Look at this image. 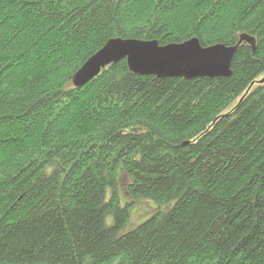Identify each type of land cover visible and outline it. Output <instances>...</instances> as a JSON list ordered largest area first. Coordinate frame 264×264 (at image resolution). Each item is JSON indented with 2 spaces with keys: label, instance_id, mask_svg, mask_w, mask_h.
Instances as JSON below:
<instances>
[{
  "label": "trees",
  "instance_id": "trees-1",
  "mask_svg": "<svg viewBox=\"0 0 264 264\" xmlns=\"http://www.w3.org/2000/svg\"><path fill=\"white\" fill-rule=\"evenodd\" d=\"M158 77L110 39L234 46ZM264 0H0V264H264Z\"/></svg>",
  "mask_w": 264,
  "mask_h": 264
},
{
  "label": "water",
  "instance_id": "water-1",
  "mask_svg": "<svg viewBox=\"0 0 264 264\" xmlns=\"http://www.w3.org/2000/svg\"><path fill=\"white\" fill-rule=\"evenodd\" d=\"M256 39L241 34L234 46L216 44L205 49L199 46L197 37L181 43L160 45L157 40L116 38L87 60L73 77L75 86H83L102 69L126 59L133 73L158 77L228 76L231 64L241 43L255 47ZM264 83V77L257 81Z\"/></svg>",
  "mask_w": 264,
  "mask_h": 264
},
{
  "label": "bare ground",
  "instance_id": "bare-ground-1",
  "mask_svg": "<svg viewBox=\"0 0 264 264\" xmlns=\"http://www.w3.org/2000/svg\"><path fill=\"white\" fill-rule=\"evenodd\" d=\"M191 39H192V38H191ZM110 40H112V39H110ZM197 40H198V39H197ZM151 41H152V40H151ZM238 41H239V40H238ZM198 42H199V46H200L202 49H205V48H206V46H203V45L200 43L199 40H198ZM106 44H107V43H106ZM106 44H105V45H106ZM241 44H242V43H241ZM105 45H104L103 47H105ZM225 46H226V45H225ZM103 47H102L100 50H102ZM100 50H99V51H100ZM99 51H98V52H99ZM98 52H96V53H98ZM96 53H95V54H96ZM95 54H94V55H95ZM94 55H92V56H94ZM92 56H91V57H92ZM91 57H90V58H91ZM90 58H89V59H90ZM89 59H88V60H89ZM122 60H123V59H122ZM125 60H126V59H125ZM120 61H121V60H120ZM127 65H128V63H127ZM82 66H83V65H82ZM128 68H129V66H128ZM230 68H231V66H230ZM129 69H130V68H129ZM130 71H131V69H130ZM77 72H78V71H77ZM77 72H76V73H77ZM76 73H75V74H76ZM75 74H74V75H75ZM73 77H74V76H73ZM183 78H184V77H183ZM185 79H186V78H185ZM72 80H73V79H72ZM73 84H74V83H73ZM263 84H264V83H263ZM74 86H75V85H74ZM75 87H78V86H75ZM79 87H82V86H79Z\"/></svg>",
  "mask_w": 264,
  "mask_h": 264
},
{
  "label": "rangeland",
  "instance_id": "rangeland-1",
  "mask_svg": "<svg viewBox=\"0 0 264 264\" xmlns=\"http://www.w3.org/2000/svg\"><path fill=\"white\" fill-rule=\"evenodd\" d=\"M219 44V43H218ZM214 45H216V44H214ZM212 46V45H211Z\"/></svg>",
  "mask_w": 264,
  "mask_h": 264
}]
</instances>
